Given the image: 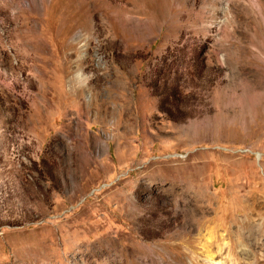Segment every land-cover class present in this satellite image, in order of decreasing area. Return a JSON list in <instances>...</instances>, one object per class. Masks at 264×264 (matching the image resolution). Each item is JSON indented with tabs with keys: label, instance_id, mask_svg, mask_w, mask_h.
Wrapping results in <instances>:
<instances>
[{
	"label": "rangeland",
	"instance_id": "1",
	"mask_svg": "<svg viewBox=\"0 0 264 264\" xmlns=\"http://www.w3.org/2000/svg\"><path fill=\"white\" fill-rule=\"evenodd\" d=\"M218 263L264 264V0H0V264Z\"/></svg>",
	"mask_w": 264,
	"mask_h": 264
},
{
	"label": "bare ground",
	"instance_id": "2",
	"mask_svg": "<svg viewBox=\"0 0 264 264\" xmlns=\"http://www.w3.org/2000/svg\"><path fill=\"white\" fill-rule=\"evenodd\" d=\"M2 37H4V38H6L7 36L5 35V32H3L2 34H1V38ZM2 43V42H1ZM4 46V45H3ZM7 63V62H6ZM6 110V107L4 108V111ZM218 264H220V263H218Z\"/></svg>",
	"mask_w": 264,
	"mask_h": 264
}]
</instances>
